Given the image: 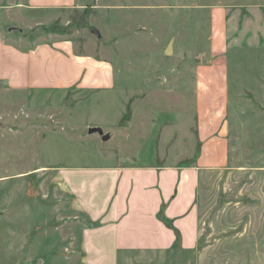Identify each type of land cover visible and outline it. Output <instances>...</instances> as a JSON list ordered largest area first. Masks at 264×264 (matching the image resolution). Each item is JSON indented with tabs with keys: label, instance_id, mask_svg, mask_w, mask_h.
<instances>
[{
	"label": "rangeland",
	"instance_id": "obj_1",
	"mask_svg": "<svg viewBox=\"0 0 264 264\" xmlns=\"http://www.w3.org/2000/svg\"><path fill=\"white\" fill-rule=\"evenodd\" d=\"M16 1L0 0V26L5 36L17 38L32 26L22 13L5 11ZM87 1L97 9L82 23L80 52L115 65L123 88L34 92L40 102H57L33 119L50 136L19 165L25 171L40 165L32 175L39 181L33 193L41 208L54 211L50 224L65 236L62 255L55 261L51 255L46 264H81L71 235L87 223L75 217L72 199L47 165L147 163L158 157L202 166L199 242L192 250L136 254L129 264H264V40L247 28L249 8L264 0ZM45 33L43 39L63 32ZM132 116L135 127L146 126L138 127L140 136L132 135L133 126L115 132L114 139L105 131L127 126ZM10 167L0 162V175Z\"/></svg>",
	"mask_w": 264,
	"mask_h": 264
},
{
	"label": "crops",
	"instance_id": "obj_2",
	"mask_svg": "<svg viewBox=\"0 0 264 264\" xmlns=\"http://www.w3.org/2000/svg\"><path fill=\"white\" fill-rule=\"evenodd\" d=\"M9 9L22 13L32 27L16 38L5 36L0 26V162L13 168L0 175V263L46 264L51 255L54 261L62 255L58 251L65 236L51 226L54 211L41 208L38 193H33L32 186L39 181L32 175L40 165L31 164L27 171L19 165L25 154L39 153L40 143L50 136L42 135L33 119L57 102L50 100L53 97L40 102L34 92L45 90L53 96L55 90L62 94L71 90L121 92L123 84H119L115 65L80 52L83 21L92 17L97 9L94 4L17 0L5 11ZM248 13L247 28L254 27L257 39L260 31L264 40V4L250 7ZM47 28L63 33L43 39L55 33H45ZM9 106H16V111L9 114ZM8 121L15 124L14 129L3 126ZM136 121L132 116L127 126L105 131L112 138L115 132L123 134L133 126L132 135L138 137L142 131L138 127L146 126L135 127ZM47 169L72 199L75 217L86 219L71 235V242L77 240L81 264H129L136 254L197 247L200 164L168 163L166 157H158L147 163L118 159L110 164L60 163Z\"/></svg>",
	"mask_w": 264,
	"mask_h": 264
},
{
	"label": "water",
	"instance_id": "obj_3",
	"mask_svg": "<svg viewBox=\"0 0 264 264\" xmlns=\"http://www.w3.org/2000/svg\"><path fill=\"white\" fill-rule=\"evenodd\" d=\"M166 52H167V53H171V52H172V44L169 45V47H168V49H167Z\"/></svg>",
	"mask_w": 264,
	"mask_h": 264
}]
</instances>
